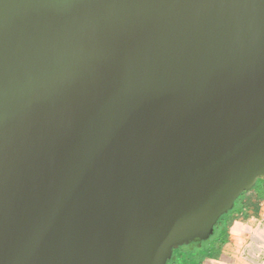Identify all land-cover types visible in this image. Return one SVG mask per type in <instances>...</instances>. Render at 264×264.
Here are the masks:
<instances>
[{"label":"water","instance_id":"water-1","mask_svg":"<svg viewBox=\"0 0 264 264\" xmlns=\"http://www.w3.org/2000/svg\"><path fill=\"white\" fill-rule=\"evenodd\" d=\"M264 180V0H0V264H168Z\"/></svg>","mask_w":264,"mask_h":264},{"label":"crops","instance_id":"crops-1","mask_svg":"<svg viewBox=\"0 0 264 264\" xmlns=\"http://www.w3.org/2000/svg\"><path fill=\"white\" fill-rule=\"evenodd\" d=\"M261 181L224 215L212 239L181 253L180 262L200 264L204 259V264H264V180Z\"/></svg>","mask_w":264,"mask_h":264},{"label":"rangeland","instance_id":"rangeland-1","mask_svg":"<svg viewBox=\"0 0 264 264\" xmlns=\"http://www.w3.org/2000/svg\"><path fill=\"white\" fill-rule=\"evenodd\" d=\"M260 183H261V181H259L258 186L260 185ZM240 200H241V199H240ZM239 202H240V201L237 200L235 206H238ZM226 216H227V215H226ZM226 216H224V217L220 220V222H222V221L225 219ZM211 239H212V238H211ZM203 243H205V242H203ZM198 244H199V242H198V243H193V244H191V245H189V246H184V247H181V248L175 250V251H174V254H173V257H174L175 259L179 258V256H180L181 253H183L184 251H188L190 247L193 248V247H195V246H198ZM181 263H182V264H186L185 262H181ZM200 264H204V259H201Z\"/></svg>","mask_w":264,"mask_h":264},{"label":"flooded vegetation","instance_id":"flooded-vegetation-1","mask_svg":"<svg viewBox=\"0 0 264 264\" xmlns=\"http://www.w3.org/2000/svg\"><path fill=\"white\" fill-rule=\"evenodd\" d=\"M263 182V181H261ZM168 264H181L179 258L175 259L174 257L168 262Z\"/></svg>","mask_w":264,"mask_h":264},{"label":"trees","instance_id":"trees-1","mask_svg":"<svg viewBox=\"0 0 264 264\" xmlns=\"http://www.w3.org/2000/svg\"><path fill=\"white\" fill-rule=\"evenodd\" d=\"M223 221H224V220H223ZM223 221H222V222H223ZM222 222L219 221L218 226H219L220 224H222Z\"/></svg>","mask_w":264,"mask_h":264}]
</instances>
